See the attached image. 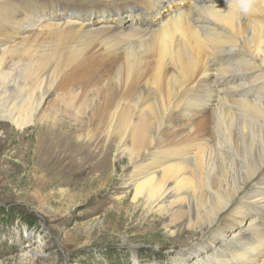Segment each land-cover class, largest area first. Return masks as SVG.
<instances>
[{"label":"rangeland","instance_id":"rangeland-1","mask_svg":"<svg viewBox=\"0 0 264 264\" xmlns=\"http://www.w3.org/2000/svg\"><path fill=\"white\" fill-rule=\"evenodd\" d=\"M21 1L20 6L26 9L23 14L49 19L52 26L76 21L79 27L85 25L90 31L88 37L84 36L85 40L89 38L88 45L83 40L56 42V32L49 29L26 39L6 38L9 30L0 35V49L14 52L11 63H17L21 75L12 85L13 92H7L9 100L18 105L20 97L46 93L36 114V119L42 121L18 131L0 120V264H220L217 259L224 261L222 253H212L209 257L210 253L197 251L209 241L198 242L196 233L182 231L172 235L176 228L171 226L167 230L162 217L146 214L140 203L133 204L131 191L127 198L118 199L123 192L122 183L131 175L132 164L126 158L116 157L121 143L114 126L110 127L108 115L112 107H107V102L116 101L131 86H154L153 77L158 74L157 65L159 68L161 61L155 30L169 15V9L185 10L187 3L175 0L172 5L154 4L146 19L142 13L138 14L139 19L135 16L137 11H145L144 4L126 3L120 8L127 13L120 19L106 3L93 2L94 6H88L91 0ZM141 20L149 21L145 24L154 28L147 35L149 38L126 34V24ZM107 30L121 33L115 37ZM53 48L65 56L55 62L60 64L55 68L54 63L39 57ZM73 48V51L78 48L76 54L70 53ZM131 49L134 52L130 53ZM127 52L130 55L136 52L132 56H139L140 61L134 62L143 65L123 69L127 66L124 58ZM167 63V69L162 72L164 81L170 67ZM39 70L42 77L35 74ZM192 79L200 84L198 79ZM51 109L53 113L49 116ZM177 120L172 125L179 136L186 132V127ZM209 121L211 117L206 112L182 122L195 134L208 133ZM139 160L141 167L148 163L147 159ZM136 163L134 166L138 167ZM91 167L95 169L90 170ZM246 210L248 213L241 220H230L220 234L227 237L243 230L248 222L264 231V211L257 206Z\"/></svg>","mask_w":264,"mask_h":264},{"label":"bare ground","instance_id":"bare-ground-1","mask_svg":"<svg viewBox=\"0 0 264 264\" xmlns=\"http://www.w3.org/2000/svg\"><path fill=\"white\" fill-rule=\"evenodd\" d=\"M174 1L91 0L88 6L106 3L122 19L127 13L122 12V5L140 3L145 5V11H137L135 16L142 13L146 19L154 4L172 5ZM184 2L185 10L169 9V15L160 24L157 22L161 61L153 77L154 86H131L116 101L107 102V107H112L108 115L110 127L114 126L121 143L116 157L132 164L118 199L127 198L131 191L133 204L140 203L146 214L162 217L167 230L176 228L172 235L190 231L198 235V242L209 241L197 251L210 253L209 257L212 253L224 254V261L217 259L220 264H264V231L259 226L248 222L243 230L227 237L220 234L230 220H241L248 213L246 209L257 206L264 211V0ZM20 3L21 0H0V35L9 30L6 38L26 39L49 29L56 32V42L83 40L88 45L89 38L85 40L84 36L88 37L90 30L85 25L79 27V23L70 21L52 26L49 19L23 14L26 9ZM146 22L149 21L126 24V34L148 37L154 28ZM107 31L115 37L120 32ZM73 50L70 53L76 54L78 48ZM132 55L125 53L127 66L123 69L140 66L134 62L139 56ZM12 56L13 51L0 49V120L21 131L42 121L36 119V114L46 93L23 95L18 105L9 100L7 92H13V83L21 78L17 63H11ZM39 57L54 63V68L60 65L55 62L65 58L54 48ZM166 61L170 67L164 81ZM39 71L35 74L42 77ZM206 112L211 117L208 133L194 134L182 122ZM52 113L53 109L49 116ZM175 119L186 127L184 134L176 136L172 125ZM141 158L148 160L142 167Z\"/></svg>","mask_w":264,"mask_h":264}]
</instances>
